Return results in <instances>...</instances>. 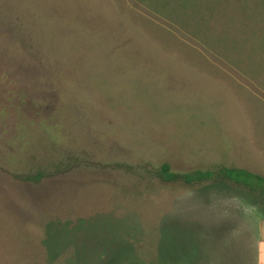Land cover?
<instances>
[{
  "label": "rangeland",
  "instance_id": "rangeland-1",
  "mask_svg": "<svg viewBox=\"0 0 264 264\" xmlns=\"http://www.w3.org/2000/svg\"><path fill=\"white\" fill-rule=\"evenodd\" d=\"M148 1L0 0V264L251 258L262 203L155 171L264 174V0Z\"/></svg>",
  "mask_w": 264,
  "mask_h": 264
},
{
  "label": "trees",
  "instance_id": "trees-1",
  "mask_svg": "<svg viewBox=\"0 0 264 264\" xmlns=\"http://www.w3.org/2000/svg\"><path fill=\"white\" fill-rule=\"evenodd\" d=\"M144 3L149 7L153 6V3L148 0H144ZM41 175L42 172L37 170L34 173L22 175V178L35 181ZM155 175L162 181H178L185 184H194L203 181L231 182L239 187L245 194L254 197L264 206V174L243 167L214 164L213 166L204 169L194 168L185 171H174L169 168L166 162H162L156 168ZM101 253L104 254V251ZM78 254L81 256L82 252H79ZM96 261L98 264L100 263V255L96 257Z\"/></svg>",
  "mask_w": 264,
  "mask_h": 264
},
{
  "label": "crops",
  "instance_id": "crops-1",
  "mask_svg": "<svg viewBox=\"0 0 264 264\" xmlns=\"http://www.w3.org/2000/svg\"><path fill=\"white\" fill-rule=\"evenodd\" d=\"M251 258L240 256L233 264H264V217L259 219Z\"/></svg>",
  "mask_w": 264,
  "mask_h": 264
}]
</instances>
